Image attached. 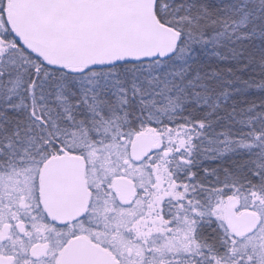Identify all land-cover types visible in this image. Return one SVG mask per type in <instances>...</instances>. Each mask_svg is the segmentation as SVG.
<instances>
[{
	"label": "snow or ice",
	"instance_id": "snow-or-ice-1",
	"mask_svg": "<svg viewBox=\"0 0 264 264\" xmlns=\"http://www.w3.org/2000/svg\"><path fill=\"white\" fill-rule=\"evenodd\" d=\"M0 264H264V0H0Z\"/></svg>",
	"mask_w": 264,
	"mask_h": 264
}]
</instances>
